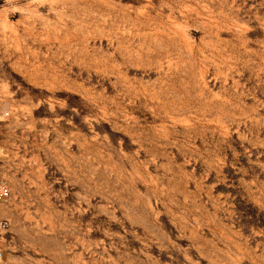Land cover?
Here are the masks:
<instances>
[{"label": "rangeland", "instance_id": "1", "mask_svg": "<svg viewBox=\"0 0 264 264\" xmlns=\"http://www.w3.org/2000/svg\"><path fill=\"white\" fill-rule=\"evenodd\" d=\"M5 264H264V0H0Z\"/></svg>", "mask_w": 264, "mask_h": 264}, {"label": "built area", "instance_id": "2", "mask_svg": "<svg viewBox=\"0 0 264 264\" xmlns=\"http://www.w3.org/2000/svg\"><path fill=\"white\" fill-rule=\"evenodd\" d=\"M10 115V111L0 107V118L7 117ZM10 196V188L6 185L0 186V202H5ZM8 226L7 221L0 223V228H6ZM5 251L0 247V264H5Z\"/></svg>", "mask_w": 264, "mask_h": 264}]
</instances>
